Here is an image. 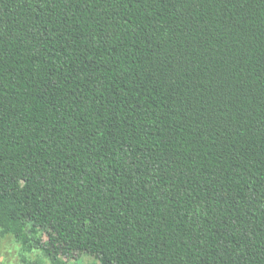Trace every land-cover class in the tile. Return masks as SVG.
<instances>
[{
  "label": "trees",
  "instance_id": "obj_1",
  "mask_svg": "<svg viewBox=\"0 0 264 264\" xmlns=\"http://www.w3.org/2000/svg\"><path fill=\"white\" fill-rule=\"evenodd\" d=\"M0 232L264 264V0H0Z\"/></svg>",
  "mask_w": 264,
  "mask_h": 264
},
{
  "label": "rangeland",
  "instance_id": "obj_2",
  "mask_svg": "<svg viewBox=\"0 0 264 264\" xmlns=\"http://www.w3.org/2000/svg\"><path fill=\"white\" fill-rule=\"evenodd\" d=\"M42 241L46 236L41 237ZM64 264H98V261L87 254H74L73 257L60 256ZM0 263L1 264H52L42 251L37 248L27 250L13 236L0 232Z\"/></svg>",
  "mask_w": 264,
  "mask_h": 264
}]
</instances>
